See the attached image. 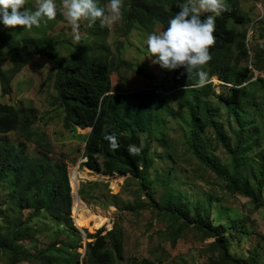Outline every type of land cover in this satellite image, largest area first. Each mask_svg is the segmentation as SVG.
Here are the masks:
<instances>
[{
  "label": "trees",
  "instance_id": "16d2710c",
  "mask_svg": "<svg viewBox=\"0 0 264 264\" xmlns=\"http://www.w3.org/2000/svg\"><path fill=\"white\" fill-rule=\"evenodd\" d=\"M61 2V0H56ZM242 0H222L226 11L215 16L214 46L209 50L211 59L203 66L208 73V83L198 86L193 73L191 79L184 68L164 69L180 87L183 105L187 109L189 134L187 144L197 158L218 177L225 181L229 194L250 198L255 209H264V94L261 100L257 89H264V79L250 68L252 57L248 25L253 17L241 5ZM261 1V0H256ZM184 0H123L121 33L125 40L134 30L147 36L161 26L166 29L168 21L179 11L177 4ZM101 6L107 0H97ZM28 8V7H27ZM208 15V14H203ZM204 17L202 16V19ZM62 20L42 19L40 25L52 29ZM31 29H10L0 22V86L4 95L13 90L16 76L35 57L44 56L51 62L49 76L54 77L55 95L51 104L62 110L66 126L76 130V125L93 128L87 135L84 155L85 165L105 174H129L141 179L142 184L152 189L148 177L155 155L152 145L143 144V133L160 140L161 145L171 149L168 119L176 114V108L158 87L139 90L117 91L113 86V74L126 68L145 74V69H135L134 64L124 58L125 41L118 42L117 52L106 51L111 30L101 27L97 20L86 30L85 40L77 43L59 37L48 39L46 32ZM264 39V29L260 35ZM69 50L61 55L58 50ZM254 69L264 72V43L255 49ZM9 62L8 67H4ZM147 74V73H146ZM218 76L225 82L224 90L217 92L212 78ZM226 106L227 117H234L237 125H227L216 117L220 107L213 97ZM38 109L21 101L12 104L0 101V184L5 196L0 199V251L7 256L6 264L27 261L35 264H116L124 258V228L115 222L105 234L102 228L96 233H87L94 238L86 243L84 254L83 236L73 220V183L66 160H52L46 156L30 155L27 142H33L44 152H52L46 131L37 126ZM211 128L213 138L224 147L229 162L214 161L207 149L210 138L203 133ZM15 132L20 137L13 141L6 136ZM108 133L115 134L119 148L112 149L105 139ZM141 148L139 154L129 155L128 146ZM94 184V183H93ZM91 184V185H93ZM84 199L90 195L81 190ZM163 199V198H162ZM163 210L169 219L178 224L177 236L171 238L176 244L181 231L194 228L204 238L214 239L209 245L211 259L207 264H244L231 253L227 229L211 222V214L194 210L188 202L168 196L163 199ZM209 203L214 201L213 196ZM30 214L26 215V212ZM164 214V215H165ZM49 217L54 223L39 222ZM79 226V225H78ZM80 227V226H79ZM55 231V237L38 252L25 247L24 242L44 231ZM236 233H241L239 229ZM234 233V234H236ZM236 235H233V238ZM259 250H254L247 264H260Z\"/></svg>",
  "mask_w": 264,
  "mask_h": 264
},
{
  "label": "rangeland",
  "instance_id": "374dc122",
  "mask_svg": "<svg viewBox=\"0 0 264 264\" xmlns=\"http://www.w3.org/2000/svg\"><path fill=\"white\" fill-rule=\"evenodd\" d=\"M59 6L61 2H57ZM241 5L253 17V24L248 25L249 41L252 49L250 68L254 70L255 80L258 76L264 79V72L259 75L254 69L255 49L264 39L260 36L264 29V0H242ZM36 0H26L25 7L35 9ZM57 14H60L58 11ZM62 16L52 29L44 25L35 27L36 31L46 32L48 39L57 37L77 43L85 40L86 30L92 25L89 20L80 22V40L75 41L71 26ZM123 27L122 17L115 22L110 30L108 45L104 50H113L115 53L118 42L125 41L124 58L134 64L135 69H145V74L137 70H122L112 76L113 86L117 91L139 90L143 88L158 87V92L164 94L176 108V114L168 119L169 141L171 149L161 145L160 140L152 139L149 133H143V144H151V153L155 155L153 166L148 177L152 180V189L142 184L141 179L133 178L129 174L120 173L105 174L85 165V147L87 135L91 128H83L76 125V130L66 126L62 116V110L51 104L55 95L54 77L49 76L51 62L44 56H37L14 79L13 90L4 95L0 86V101L19 104L21 101L33 105L38 111L37 126L46 131L51 143L54 144L52 152H44L33 142H27L30 155L49 157L52 160H66L69 164L71 182L73 183V220L74 212L76 227L83 236V246L79 251L84 254L86 243L94 238L87 233H96L102 228L105 234L113 228L115 222H120L124 228V258L116 264H207L211 259L208 245L214 241L204 238L202 233L194 228L181 231L176 244L172 239L177 236L179 223H173L162 209L163 199L170 196L188 202L194 210H206L211 214V222L227 229L226 235L229 241L231 253L248 263L251 252L259 250L260 264H264V209L256 210L251 199L239 194H229L225 188V181L204 165L187 144L189 126L184 116L187 109L183 105V97L180 87L173 77L164 73V69L158 64H153L149 57L151 54L147 47V35L139 30H134L129 39L125 40L120 32ZM159 30H164L161 26ZM214 44L210 47L212 49ZM209 49V50H210ZM61 55H67L69 50H58ZM6 62L4 67H8ZM258 75V76H256ZM218 93L224 90L225 82L218 76L212 78ZM264 94L262 87L257 89V97L261 100ZM214 104L220 107L217 119L236 126L234 117L227 120L225 104L216 96ZM213 130L208 128L203 133V138H210L207 149L212 159L224 164L229 162V155L224 147L218 145L213 138ZM13 141H19L20 137L15 132L6 134ZM94 183V184H93ZM93 184V185H91ZM89 193L90 198L84 199L81 190ZM77 195L82 202H77ZM5 196V188L0 184V199ZM214 198L210 204L209 198ZM163 198V199H162ZM30 211L26 212V215ZM165 214V215H164ZM54 223L49 217L39 222ZM2 218L0 216V225ZM55 224V223H54ZM239 229L241 233H236ZM55 231H44L32 239L24 242L27 249L38 252L55 237ZM236 233V234H234ZM233 235H236L233 238ZM7 256L0 251V264H6ZM19 264H35L22 261Z\"/></svg>",
  "mask_w": 264,
  "mask_h": 264
},
{
  "label": "clouds",
  "instance_id": "9594fccd",
  "mask_svg": "<svg viewBox=\"0 0 264 264\" xmlns=\"http://www.w3.org/2000/svg\"><path fill=\"white\" fill-rule=\"evenodd\" d=\"M25 4L26 0H0V22L10 29H31L39 27L42 19H55L59 11L71 26L74 40L79 41L82 20L92 23L98 20L101 27L111 28L121 17L123 0H107L103 6L97 0H61L59 6L56 0H36L34 10ZM177 7L179 11L169 19L166 29L147 36L149 57H154L152 63L163 69L184 68L188 79L195 73L198 86L202 87L209 80L203 66L211 59L209 49L215 42V16L227 9L222 0H184ZM105 139L112 149L119 148L115 134L108 133ZM127 150L135 156L141 148L132 144Z\"/></svg>",
  "mask_w": 264,
  "mask_h": 264
},
{
  "label": "bare ground",
  "instance_id": "6f19581e",
  "mask_svg": "<svg viewBox=\"0 0 264 264\" xmlns=\"http://www.w3.org/2000/svg\"><path fill=\"white\" fill-rule=\"evenodd\" d=\"M77 202L79 203V202H82V200L80 199V196L79 195H77Z\"/></svg>",
  "mask_w": 264,
  "mask_h": 264
},
{
  "label": "built area",
  "instance_id": "2783aa9c",
  "mask_svg": "<svg viewBox=\"0 0 264 264\" xmlns=\"http://www.w3.org/2000/svg\"><path fill=\"white\" fill-rule=\"evenodd\" d=\"M258 74H259V73H258ZM256 76H258V75H256ZM84 160L87 161V160H88V157L85 156Z\"/></svg>",
  "mask_w": 264,
  "mask_h": 264
},
{
  "label": "water",
  "instance_id": "95a60500",
  "mask_svg": "<svg viewBox=\"0 0 264 264\" xmlns=\"http://www.w3.org/2000/svg\"><path fill=\"white\" fill-rule=\"evenodd\" d=\"M91 129H93V128H91ZM92 131V130H91ZM85 252V251H84Z\"/></svg>",
  "mask_w": 264,
  "mask_h": 264
}]
</instances>
